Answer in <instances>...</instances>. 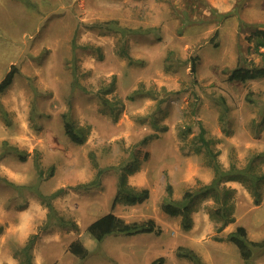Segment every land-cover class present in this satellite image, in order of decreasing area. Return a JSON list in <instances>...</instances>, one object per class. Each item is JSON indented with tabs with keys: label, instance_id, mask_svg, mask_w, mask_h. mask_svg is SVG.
I'll return each instance as SVG.
<instances>
[{
	"label": "rangeland",
	"instance_id": "374dc122",
	"mask_svg": "<svg viewBox=\"0 0 264 264\" xmlns=\"http://www.w3.org/2000/svg\"><path fill=\"white\" fill-rule=\"evenodd\" d=\"M108 20L137 31L122 39L99 25ZM255 29H264V0H0V82L16 70L0 93V264H151L158 257L195 264L179 247L202 264H264V249L247 262L224 239L237 225L248 239H264V183L256 202L243 181H225L234 221L218 234L209 197L194 202L187 229L160 207L214 176L204 149L194 151L200 125L223 167L254 158V170L264 173V154L255 156L264 152V78L227 77L237 64L261 63ZM123 40L132 63L118 52ZM112 80L113 90L100 92ZM66 111L86 127L82 144L64 133ZM133 151L142 159L127 181L149 196L111 208L115 167ZM59 188L51 203L75 228L45 227L48 207L38 193ZM108 211L126 221L152 219L159 232L98 241L86 228ZM73 240L87 257L68 251Z\"/></svg>",
	"mask_w": 264,
	"mask_h": 264
},
{
	"label": "trees",
	"instance_id": "16d2710c",
	"mask_svg": "<svg viewBox=\"0 0 264 264\" xmlns=\"http://www.w3.org/2000/svg\"><path fill=\"white\" fill-rule=\"evenodd\" d=\"M99 25H105L108 29H112L113 31L120 33L122 39L124 38L126 33L137 31L136 29H130L117 25L116 20H108L103 24L100 23ZM251 36L256 37V41L254 42L253 47L254 50H256V52H258V54L261 56V63H248L247 66L237 64L229 71L227 76L229 80L246 81L250 79L264 78V50H260L261 47H264V29H255L251 33ZM118 52L122 55H125V57L129 59L130 63L134 62V60L129 56L127 49L125 48L124 40L122 45L119 46ZM195 60L196 59L192 61L193 71L195 70ZM136 62H138V60ZM15 71V68L12 67L4 77V79L0 82V93L11 83ZM74 84L82 87L77 81H75ZM113 88L114 80H112L100 92L106 94L108 92H111ZM101 98L103 104L109 106L110 108L114 107L112 105V102H110L111 100L104 97L103 94L101 95ZM62 123L65 135L72 142L76 144H82L85 141L86 127H81L75 124L68 111L62 113ZM204 134L205 128L200 125L199 132L196 135L197 140L195 143L196 145L194 146V151L198 152L202 148L204 149V152L207 154L209 162H211L214 170L213 178L208 183L199 184L194 188H187L183 192L180 199L174 200L169 197L163 198L160 207L169 215H180L181 225L183 228L187 229L191 226L192 219L190 213L194 202L200 198L209 197L213 201V203L209 204L208 207L209 215L216 222L215 231L218 234L223 231L224 227L228 223L234 221L233 202L231 199V193L233 189L227 187L225 185V181H243L247 185L249 191L254 195L255 201L258 202L260 200L262 185L264 183V173L254 170L252 166V161L254 160V158H251L244 167H237L233 164H231L228 168L223 167L215 159L216 153L212 149L210 140L207 139ZM136 152L137 151H133L127 159H125L115 167L118 176L116 182V191L111 201V208H113L118 202H125L129 204L140 203L145 201L149 196V190L147 188H135L127 181L128 174L133 173L135 170H137V167L141 162L140 159H142L138 157V153ZM16 153L19 155V158L25 159V156L21 151H17ZM262 154H264V152L258 153L255 156L257 158V156H261ZM147 156V152L142 155L143 158H147ZM101 170V168L98 169L97 177L101 174ZM88 184L90 183L79 184L76 187H86L88 186ZM166 189L167 193L170 194V183L167 184ZM63 191V188H59L49 195H44L40 192L38 193L39 197L45 202L46 206L48 207L45 227L54 224L60 227H76L74 221L66 219L62 215L57 214L54 206L51 203V199L58 196ZM86 229L98 241H100L108 234H121L129 236L140 233L159 232V228L157 227L156 222L152 219H145L142 221H126L112 211H108L92 220L87 225ZM35 238L36 234H33L29 237L26 244L22 247L23 251L29 250L32 247ZM218 238L223 239V237H221L220 235ZM224 239L232 242L237 247L241 258L247 262L252 257L254 250L264 249V239L258 241L248 239L246 228L243 225H237L234 230L226 234ZM67 249L70 253L79 258H85L89 255V250L82 244V242H80V240L71 241ZM177 254L179 256L190 259L195 264H202L199 256L192 250H187L179 247L177 250ZM162 263L163 257H158L151 262V264ZM27 264H32L29 258Z\"/></svg>",
	"mask_w": 264,
	"mask_h": 264
}]
</instances>
